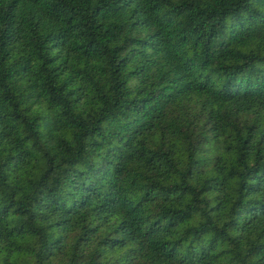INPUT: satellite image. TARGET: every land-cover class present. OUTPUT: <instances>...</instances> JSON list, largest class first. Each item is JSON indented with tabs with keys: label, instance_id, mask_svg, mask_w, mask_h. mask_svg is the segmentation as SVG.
<instances>
[{
	"label": "trees",
	"instance_id": "1",
	"mask_svg": "<svg viewBox=\"0 0 264 264\" xmlns=\"http://www.w3.org/2000/svg\"><path fill=\"white\" fill-rule=\"evenodd\" d=\"M0 264H264V0H0Z\"/></svg>",
	"mask_w": 264,
	"mask_h": 264
}]
</instances>
